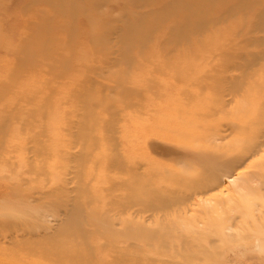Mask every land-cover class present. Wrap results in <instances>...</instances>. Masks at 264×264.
<instances>
[{"label":"rangeland","instance_id":"374dc122","mask_svg":"<svg viewBox=\"0 0 264 264\" xmlns=\"http://www.w3.org/2000/svg\"><path fill=\"white\" fill-rule=\"evenodd\" d=\"M225 8L195 0H0V123L17 120L0 127V264L182 263L180 228L201 231L245 194L255 199L229 224L246 235L212 263L264 264V138L251 140L264 128L253 114L264 110V30L253 31L262 9L229 17ZM236 139L248 151L262 142L258 154L235 164L231 180L222 179L226 190L191 195L242 154ZM242 172L249 183L230 186ZM132 174L142 189L126 185ZM148 190L179 202L165 217L147 211L138 198ZM212 196L227 200L202 202ZM75 204L86 241L64 230ZM99 214L113 220L117 236L93 226ZM128 220L166 226L150 244L141 237L132 247L122 234ZM173 223L180 228L170 234Z\"/></svg>","mask_w":264,"mask_h":264},{"label":"bare ground","instance_id":"6f19581e","mask_svg":"<svg viewBox=\"0 0 264 264\" xmlns=\"http://www.w3.org/2000/svg\"><path fill=\"white\" fill-rule=\"evenodd\" d=\"M216 1L221 2L223 5L226 6V8L224 9V12H227V16H229V17L232 16V15H235V14H240V13H241V16L246 17L247 15L253 13V8H254V10L262 9V11L258 14V16L260 15L258 17V19H255L257 24H258V27H256V26L253 27V29H254L253 31L262 32V30H264V0H195V3L199 7H204V6H208L210 4H214ZM216 19L217 18H213L212 21L210 22V24L213 21L216 22ZM192 31H195V29H193ZM261 55H263V54H261ZM257 56L259 57V55H254V57H257ZM258 57H257V59H259ZM253 62L254 63H252L251 65H254L257 62V60L253 59ZM247 69H248V66H247ZM249 73L250 72H246L245 75H248ZM242 77H243V75H242ZM237 80H239V79H237ZM234 85H235V83H232V85L228 86V89L230 87L231 90H232ZM254 105L255 104H253V106ZM258 110L260 112H258ZM253 114H255L256 116H258V115L260 116V118H259L260 121L259 122L263 121V118H264V110L263 109L258 107L254 111ZM12 117H15V116H12ZM3 118L4 119H1L0 127H8L9 125L17 122V120L13 121V119H9L8 121H6L7 118H8L7 115L4 116ZM256 138H257V142L256 143L259 142V139L264 138V128H262V127L258 128L257 129V135L254 136L251 140H256ZM236 140L239 141V139H236ZM244 141L245 140L238 142V145H240L239 149L241 150L242 154L240 156H238V157L234 156L233 158L229 159V161H227L228 163H226V165L224 167V170L215 169L214 172H212L209 175L208 179L203 180L201 182V184L196 186L195 190L192 192L191 195L199 192V195H204V197H206L205 195H209L208 193H210L214 189H218V188L224 189L225 188L224 184L227 181H222V179L224 178L225 180L226 179L227 180H231V177L233 175V168H236L235 164L238 165L239 163H241L243 161V163L240 164V166H239V167H242V165L246 161H248V159H250L251 157H255L258 154L259 150H257V151H255V150L258 147L261 148L262 142L259 143V145L258 144L256 145V143H253V145L251 146V148L248 151V150L245 149V146L243 145ZM250 151H255V152L254 153H250ZM247 154H249L250 157L246 159L244 156H247ZM115 166L119 167V163L118 162L115 163ZM248 176L249 175L245 174V172L239 173L238 175H236L235 179L230 181L229 185L232 186L233 188L236 187V184L232 185L235 182V180H237V181L240 180V181H243V182H247L248 181V183H249V180L244 181V179L249 178ZM200 179H202V178L200 177ZM137 180H139V178L138 177L135 178V175L132 174L131 181L129 183H126V185L129 186L132 189H137L138 187L141 188L139 186L140 184L137 183ZM251 181H253V180H251ZM140 183H141V181H140ZM251 184H253V183H251ZM237 186H238V184H237ZM242 188L246 189L247 186L242 185ZM224 190H226V189H224ZM247 193H250V192H247ZM245 195H240L238 197L236 196L238 198L237 201L239 202V204L237 206H235L234 208H237V210L234 209V208H231L230 211H229V214L222 213L224 218L219 217L218 214H217L216 216H218L219 219H216L213 223L211 221H209L208 219H206L207 220L206 225L204 223H201L202 224V230L201 231L200 230H196L195 231L192 228L190 229V231H188L185 228L183 229V228H180L179 226L177 227V224H175V223H173V224H175V226H172V225L169 226L168 225L167 227H168L169 230L168 229L167 230H168V232L170 234L173 233V231L176 228H180V232L178 233V235L175 236V240H177V243L180 245V250H181L180 253L184 257V259L182 260L183 261L182 263H177V262L172 260V261H168L169 264H217V263H212V262L214 261V259L216 258L215 256L219 252L222 251V253H223L226 250L224 248L225 244L230 242L232 239H236V238H239V237L241 239V238L245 237V235H246V234L243 233L242 228L240 229V232H237V233L230 232L233 229L232 228L233 226L229 224L232 219L235 220V218H237L234 215L235 213H239L240 215L242 214V212L246 213L247 212L246 211V206H250L248 204L251 201V198L255 199V197H251V196H250L251 198L248 199L249 197H245ZM166 197L159 196L158 194L152 193V190H148L146 197L144 199H139L138 198V200H139V202L144 203V207L146 208L147 211H153V212L154 211H160V212H162L164 214V217H165V215L167 214L166 213L167 209L170 208L171 203L174 206L176 203L179 202L178 198H174V197L173 198H168V196H166ZM226 197L220 196V197L215 198V197L212 196L209 199L202 200V202L207 204L208 202L210 203L212 201H214V202L217 201L219 203V202H223V200H227ZM0 198H1V196H0ZM133 202H137V201H135V200L131 201V204H134ZM260 202H261V200H260ZM129 206H131V205H129V202H128V205H125V207H129ZM147 207H149V209ZM155 208H157V210H155ZM213 210H214V207H211L210 210L207 209L206 213H205V210H204V214H208L209 213V215H210L213 212ZM1 216H2V214H1ZM106 216L107 215L99 214V216H98L99 225L94 224L93 226L94 227H96V226L99 227L100 226V227L104 228L106 232L110 233L111 236H117L119 234V232H117V231H115V230H113L111 228V226H114L113 225V220L110 219V218H107ZM151 218L154 219L153 215L151 216ZM225 218L227 220V224L223 225L222 224V219H225ZM8 221H10V220H8ZM45 222H48V221L46 220ZM83 222H84V214H83L80 206L75 204L73 206L72 211H71L70 223L68 224L69 226L67 228H64V230L68 231V232L70 231L71 233H74V234L78 235L80 238H82V239H84L86 241L89 237H91V235L83 227ZM127 222H130V223H129V225H127L125 231H123L122 234L127 239L133 241V243L130 244V246H132V247H135L134 244H136V242H138L141 237L144 238V239L149 240L148 244H150L152 240H154L155 238H157L159 236L158 230L162 234V231H163L164 227L166 226V225H161L158 229L152 230L151 228L145 227L144 225H139L137 223H134L133 221L131 222L130 220H128ZM184 224H185V221L182 223V225H184ZM207 224L209 225V227H211V228H209V233L206 232L208 230V227H206ZM217 225H218V229H217V227L215 228V226H217ZM45 228L49 229V227H45ZM244 232H246V231H244ZM214 233L216 234V237L219 240V242H221V246H219V247L217 246V244L215 243V241L213 239V234ZM47 234H48V232H47ZM248 235L250 236L249 233H248ZM52 236H54V235H52ZM257 237H258V239L256 238V242L262 243L263 241L259 238L258 235H257ZM5 238H6V236H5ZM16 238H17V235H13L12 237L9 238L8 242L9 243L12 242L11 243L12 245L17 244ZM249 238L250 237H248L247 239H249ZM115 240L116 239H114V241ZM206 240L211 242V243H209L210 246H206L204 243H202L203 241H206ZM252 240H253V238H252ZM170 243H171V241H170ZM215 244H216V246H215ZM255 244L256 245H253V247H254V249L257 250L259 248V245L257 243H255ZM239 245L241 246V248L245 249V245L243 243H241ZM230 248H231V246H229V249ZM161 249L162 250H166L167 248H166V246L164 244H161ZM92 250H94V248ZM161 254H162V252L160 253V255Z\"/></svg>","mask_w":264,"mask_h":264}]
</instances>
